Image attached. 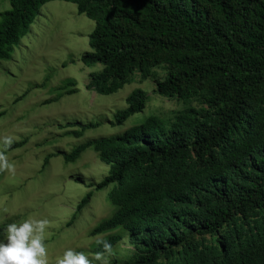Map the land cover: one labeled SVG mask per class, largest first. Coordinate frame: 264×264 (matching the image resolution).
I'll return each mask as SVG.
<instances>
[{
  "label": "trees",
  "instance_id": "16d2710c",
  "mask_svg": "<svg viewBox=\"0 0 264 264\" xmlns=\"http://www.w3.org/2000/svg\"><path fill=\"white\" fill-rule=\"evenodd\" d=\"M50 1L10 0L0 12V61ZM63 1L94 21L81 61L103 68L88 88L111 94L133 73L146 79L164 66L155 93L202 104L168 126L151 115L62 152L74 161L92 148L109 166L96 188L114 184V209L91 234H104L112 249L126 233L136 250L127 264H264V0ZM147 101L134 89L112 123ZM92 251L106 253L97 242Z\"/></svg>",
  "mask_w": 264,
  "mask_h": 264
},
{
  "label": "rangeland",
  "instance_id": "374dc122",
  "mask_svg": "<svg viewBox=\"0 0 264 264\" xmlns=\"http://www.w3.org/2000/svg\"><path fill=\"white\" fill-rule=\"evenodd\" d=\"M9 7L10 0H0V12ZM93 28L94 21L80 14L76 4L47 2L11 57L0 61V138L14 140L4 151L14 173L0 171V239L9 223L29 217L48 220L44 241L48 264H56L68 248L92 259L97 254L93 245L105 235H92L91 230L114 209L108 199L114 184L96 188L109 169L98 153L87 148L68 161L62 152L123 132L151 115L168 126L184 108L202 106L197 98L185 102L155 93L156 83L167 76L164 66L154 67L146 79L133 73L129 83L111 94L88 88L91 73L103 68L81 61L91 50L88 36ZM70 80L75 83L68 85ZM136 88L148 94L145 108L123 124H113L115 113L128 106L126 98ZM89 124L94 125L82 136L70 134ZM90 191L91 198L77 212ZM123 236L110 252L101 253L105 264L132 262L135 246L126 233Z\"/></svg>",
  "mask_w": 264,
  "mask_h": 264
},
{
  "label": "clouds",
  "instance_id": "9594fccd",
  "mask_svg": "<svg viewBox=\"0 0 264 264\" xmlns=\"http://www.w3.org/2000/svg\"><path fill=\"white\" fill-rule=\"evenodd\" d=\"M14 143L12 137L0 138V171L14 173V164L10 163L4 151ZM48 220L32 217L19 222H12L5 227V238L0 239V264H48L45 246V229ZM104 252L111 251L107 240H97ZM93 260L105 264L104 258L98 252L92 259L82 251L68 248L56 264H93Z\"/></svg>",
  "mask_w": 264,
  "mask_h": 264
}]
</instances>
